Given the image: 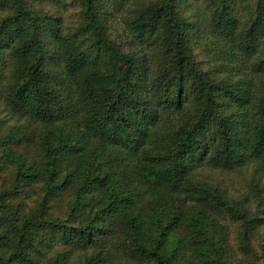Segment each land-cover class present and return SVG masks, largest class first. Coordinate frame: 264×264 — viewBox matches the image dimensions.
I'll return each mask as SVG.
<instances>
[{
    "label": "trees",
    "instance_id": "16d2710c",
    "mask_svg": "<svg viewBox=\"0 0 264 264\" xmlns=\"http://www.w3.org/2000/svg\"><path fill=\"white\" fill-rule=\"evenodd\" d=\"M263 217L264 0H0V264H264Z\"/></svg>",
    "mask_w": 264,
    "mask_h": 264
},
{
    "label": "rangeland",
    "instance_id": "374dc122",
    "mask_svg": "<svg viewBox=\"0 0 264 264\" xmlns=\"http://www.w3.org/2000/svg\"><path fill=\"white\" fill-rule=\"evenodd\" d=\"M70 0H68L69 2ZM110 8H113L110 6ZM75 10L66 11L64 15V19L67 21L68 18H72V16L76 15L74 13ZM121 15L117 14L113 17H109V24L111 26V29L113 31L117 32V36H125L127 34V31H125L124 25L122 23V19L120 18ZM119 18V19H118ZM198 51H196V55L198 59H202L201 56V50L197 48ZM200 169L194 173V177L197 180L200 181H207V183H210V185H216L219 184L223 188L226 189V192L228 196L233 200H240L242 197L248 195L250 196L251 193L249 192V188L247 187V181L250 177V172L244 171V173H223L221 171H214L211 170L205 165H202L199 167ZM252 201L250 204L255 207L254 198H251ZM228 225V233H229V239L231 238V245L233 246L232 251L233 254H235L236 258H239L241 256L239 249L237 248V242H235L236 239V232L237 229L232 225L230 222H227ZM261 242H264V217H263V224L258 228V233L255 235L254 239L250 242L252 248L257 251L258 246Z\"/></svg>",
    "mask_w": 264,
    "mask_h": 264
}]
</instances>
